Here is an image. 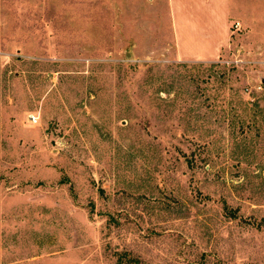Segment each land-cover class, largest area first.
<instances>
[{
    "label": "rangeland",
    "instance_id": "1",
    "mask_svg": "<svg viewBox=\"0 0 264 264\" xmlns=\"http://www.w3.org/2000/svg\"><path fill=\"white\" fill-rule=\"evenodd\" d=\"M229 27L187 62L165 0H0V264H264V0Z\"/></svg>",
    "mask_w": 264,
    "mask_h": 264
},
{
    "label": "crops",
    "instance_id": "2",
    "mask_svg": "<svg viewBox=\"0 0 264 264\" xmlns=\"http://www.w3.org/2000/svg\"><path fill=\"white\" fill-rule=\"evenodd\" d=\"M178 59L216 60L230 35L231 0H165Z\"/></svg>",
    "mask_w": 264,
    "mask_h": 264
},
{
    "label": "built area",
    "instance_id": "3",
    "mask_svg": "<svg viewBox=\"0 0 264 264\" xmlns=\"http://www.w3.org/2000/svg\"><path fill=\"white\" fill-rule=\"evenodd\" d=\"M237 25H238V23H237Z\"/></svg>",
    "mask_w": 264,
    "mask_h": 264
},
{
    "label": "water",
    "instance_id": "4",
    "mask_svg": "<svg viewBox=\"0 0 264 264\" xmlns=\"http://www.w3.org/2000/svg\"><path fill=\"white\" fill-rule=\"evenodd\" d=\"M264 81V80H263Z\"/></svg>",
    "mask_w": 264,
    "mask_h": 264
}]
</instances>
